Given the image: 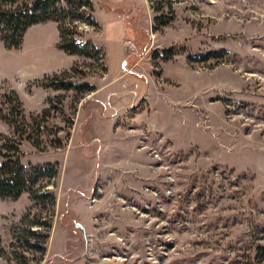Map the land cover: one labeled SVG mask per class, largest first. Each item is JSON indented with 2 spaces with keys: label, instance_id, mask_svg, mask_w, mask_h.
<instances>
[{
  "label": "rangeland",
  "instance_id": "1",
  "mask_svg": "<svg viewBox=\"0 0 264 264\" xmlns=\"http://www.w3.org/2000/svg\"><path fill=\"white\" fill-rule=\"evenodd\" d=\"M92 1L0 40V149L58 172L0 199V264H264V0Z\"/></svg>",
  "mask_w": 264,
  "mask_h": 264
},
{
  "label": "trees",
  "instance_id": "2",
  "mask_svg": "<svg viewBox=\"0 0 264 264\" xmlns=\"http://www.w3.org/2000/svg\"><path fill=\"white\" fill-rule=\"evenodd\" d=\"M6 1L10 0H2L3 3H6ZM2 2H0V40L7 49L20 48L27 30L35 24L44 23L52 19V14L49 10L56 6L53 0H51L50 5L47 7L42 6L37 10L31 11L20 6L15 8L5 7ZM82 6L85 7L84 11L87 13L85 21L90 25L98 26V21L93 15V1L84 0ZM58 30L60 37L58 47L64 52L70 55H79L87 58L91 56L94 57V54H97L103 59L105 58L104 50L99 48L92 41H84L80 38H76L79 32L75 24L64 26L59 23ZM57 87H61V85H57ZM70 87L74 86L68 84L62 88L67 89ZM11 94L15 96L18 107L20 108L21 102L18 100L16 93L13 91ZM16 151L18 152L17 148ZM13 157L15 156H7L4 150L2 148L0 149V199H17L23 193L29 192L32 200H36L37 191L42 187L39 181L46 177H55L58 174L57 170L55 168L51 170L44 168L28 170L21 161L20 156L16 159H13ZM42 194L50 197L53 203L55 202V198L51 192ZM29 233L32 235V239H37V241L41 242V244L30 242L29 246L37 247L38 251L45 252L46 237L48 236L39 230H29ZM1 242L0 236V245ZM256 257L264 262V244H259L257 246Z\"/></svg>",
  "mask_w": 264,
  "mask_h": 264
},
{
  "label": "water",
  "instance_id": "3",
  "mask_svg": "<svg viewBox=\"0 0 264 264\" xmlns=\"http://www.w3.org/2000/svg\"><path fill=\"white\" fill-rule=\"evenodd\" d=\"M77 226H79V227H81V228H82V226H81L80 224H77Z\"/></svg>",
  "mask_w": 264,
  "mask_h": 264
}]
</instances>
